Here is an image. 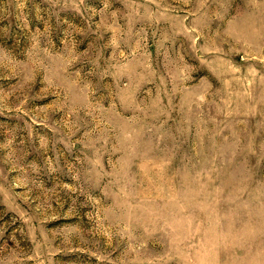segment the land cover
Here are the masks:
<instances>
[{
    "label": "rangeland",
    "instance_id": "rangeland-1",
    "mask_svg": "<svg viewBox=\"0 0 264 264\" xmlns=\"http://www.w3.org/2000/svg\"><path fill=\"white\" fill-rule=\"evenodd\" d=\"M0 264H264V0H0Z\"/></svg>",
    "mask_w": 264,
    "mask_h": 264
}]
</instances>
